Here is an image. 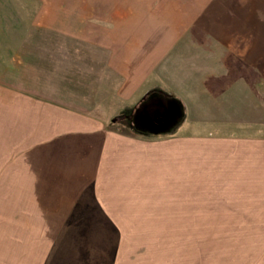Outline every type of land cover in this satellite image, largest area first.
<instances>
[{"label": "rangeland", "instance_id": "obj_1", "mask_svg": "<svg viewBox=\"0 0 264 264\" xmlns=\"http://www.w3.org/2000/svg\"><path fill=\"white\" fill-rule=\"evenodd\" d=\"M17 2L18 15L22 13L24 24L28 26L26 20L32 22L30 30L23 25L24 37L10 41L11 64L0 62V70L9 78V88L20 89L25 98L69 108L74 117L82 114L101 120L100 132L116 130L141 139L151 137L156 144L163 143L165 139L160 140L161 137L167 138L164 134L183 121L182 107L170 98L155 95L145 105L133 109L129 122L126 116L130 110H120L112 101L113 76L106 69V55L98 56L95 51L93 54L89 51L88 55L87 46L81 41L70 45L62 40L106 37L113 40L117 36L120 39L125 35L124 28L140 25L148 14H159L166 23H173L176 16L180 24L191 20L208 22L216 28L218 36L230 27L233 40H242V36L247 40H263L264 34V0ZM38 10L40 20H37ZM260 80V77L252 78L247 106L242 110V116L245 114L254 125L248 124L246 130L238 128L234 133L250 135L257 131L256 151L261 154L264 153V85ZM29 109L24 110L21 118L18 110L10 109V116L16 114L13 123L11 117H6L8 124L2 118L3 128L0 126V264H264V158L256 161L260 166L254 172L241 173L250 187L240 201L248 205L234 215L225 212L218 215L226 219H190L193 211L188 210L193 205L178 202L172 207L179 208L180 213L169 212L170 208L164 207L168 196L187 190L177 186V175L150 174L142 167L137 169L143 172L120 173L121 179L128 176L136 185L128 189L130 193L124 189L121 192L138 201L153 197L152 210L147 208L153 215L115 211L122 218L109 220L104 212L113 201L112 197L108 198L109 190L83 189L73 183L76 188L70 190L72 195L68 200L64 199L72 205L73 212L72 216L65 215L58 213L59 202L50 203L43 190L32 188L42 183L31 172L38 169L39 161L34 155H38L45 136L51 132L50 126L33 122L31 110L35 116L39 110ZM158 116L161 122L154 125L152 120ZM186 176L185 180L193 177ZM26 177L30 179L25 180ZM193 178L203 181L207 175L197 173ZM151 183H154L151 188L141 187ZM43 199L45 203H41ZM48 210L55 213H47ZM149 215L152 216L142 219ZM52 216H67V219H47ZM230 216L242 219H227Z\"/></svg>", "mask_w": 264, "mask_h": 264}, {"label": "crops", "instance_id": "obj_2", "mask_svg": "<svg viewBox=\"0 0 264 264\" xmlns=\"http://www.w3.org/2000/svg\"><path fill=\"white\" fill-rule=\"evenodd\" d=\"M16 3L17 0H0V62L5 60L6 66L8 62L11 64L8 56L10 41L24 37L25 19L22 13L18 15ZM39 13L40 10L37 20H40ZM144 20L136 27L124 28L125 35L120 39L117 36L113 40L106 37L104 40L62 41L70 45L81 41L87 46V53L95 51L98 56L106 55V69L113 76L110 81L112 101L118 109L130 110L129 122L133 109L145 105L155 95L179 104L183 121L164 134L172 137H161L160 140L165 139L163 143L156 144L151 137L141 139L132 134L122 135L116 130L100 132L101 120L82 114L74 117L69 108L25 98L24 93L18 91L20 89L11 90L9 78L1 70L0 126L3 128L2 118L8 124L6 117H11L10 123H13L16 114L10 116V109L18 110L21 118L24 110L29 108L39 110L37 116L31 110L33 122L50 126L51 133L45 136L38 155H34L39 161L38 169L31 171L42 183L32 188L43 190L42 194L49 197L50 203L59 202L58 213L72 216V205L64 199L68 200L72 195L70 190L76 188L73 183L83 189L109 190L108 198L112 197L113 201L104 210L109 220L122 218L115 211L152 214L147 208L152 210L153 197L138 201L121 192L124 189L130 193L128 189L136 185L128 176L121 179L120 173L143 172L137 169L142 167L150 174L177 175V186L187 190L168 196L164 207L170 208L169 212L180 213L179 208L172 207L178 202L193 205V210H188L193 211L190 219H226V216L218 215L224 212L234 215L248 205L240 201L250 187V182L241 173L254 172L260 166L256 161L261 162L264 158V153L256 151L259 149L257 131L250 135L234 133L238 128L246 130L248 124L254 125L249 123V117L242 116V110L247 106L252 78L260 77L264 85V34L263 40H247L243 36L242 40H233L230 27L218 36L216 28L200 20L180 24L176 16L175 23H166L159 14H148ZM31 22L26 20L28 30ZM41 108L48 112H40ZM48 121L49 125L43 124ZM197 173L206 174L207 180L195 181L193 177ZM187 174L193 177L185 180ZM153 184L141 187L151 188ZM47 213H55V210ZM47 219L66 220L67 216Z\"/></svg>", "mask_w": 264, "mask_h": 264}, {"label": "water", "instance_id": "obj_3", "mask_svg": "<svg viewBox=\"0 0 264 264\" xmlns=\"http://www.w3.org/2000/svg\"><path fill=\"white\" fill-rule=\"evenodd\" d=\"M147 119V118H146ZM154 125L155 124H159L161 122V118L158 116L157 118H155L154 120H152ZM165 121V120H164Z\"/></svg>", "mask_w": 264, "mask_h": 264}, {"label": "trees", "instance_id": "obj_4", "mask_svg": "<svg viewBox=\"0 0 264 264\" xmlns=\"http://www.w3.org/2000/svg\"><path fill=\"white\" fill-rule=\"evenodd\" d=\"M136 109H138V108H136ZM132 111V110H131ZM130 116V115H129ZM128 115L126 116V117H129Z\"/></svg>", "mask_w": 264, "mask_h": 264}]
</instances>
